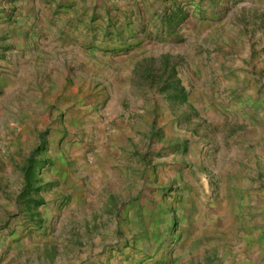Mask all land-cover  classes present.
I'll return each mask as SVG.
<instances>
[{"label": "rangeland", "instance_id": "1", "mask_svg": "<svg viewBox=\"0 0 264 264\" xmlns=\"http://www.w3.org/2000/svg\"><path fill=\"white\" fill-rule=\"evenodd\" d=\"M0 264H264V0H0Z\"/></svg>", "mask_w": 264, "mask_h": 264}, {"label": "crops", "instance_id": "2", "mask_svg": "<svg viewBox=\"0 0 264 264\" xmlns=\"http://www.w3.org/2000/svg\"><path fill=\"white\" fill-rule=\"evenodd\" d=\"M25 1V0H23ZM42 43V42H40ZM38 47L44 51H50L52 50V44H48L45 45L44 42L42 43V45H38ZM4 57V56H3ZM30 56L28 55L27 52H25L24 54H18L17 56H13L12 59L10 60V64L9 66H11L14 69V77H6V79H3L4 82V89L5 91H16L19 88H21L27 81L30 72H32V70H34L35 67V60L29 58ZM5 58V57H4ZM53 64L56 63H52V61L50 60V64L49 66H54ZM49 75L50 72L48 71ZM48 83L45 82V85H47ZM101 85L97 86V88L94 90L93 95L88 98V100H83L80 99V103H86V105L80 106L79 109L77 110V112H79V115L77 118H82L84 117L85 119V124L87 125L85 131L87 132L86 136H89V138H91L93 136V133H97L100 132L101 126L100 123L98 121V117L100 114V105L97 107V109H92L95 105V103L97 101H99L100 97H103V93L104 90L101 89ZM123 93V91H122ZM88 101V102H87ZM31 104H33L31 102ZM119 108V107H117ZM108 109H111L110 111H114L113 106L110 108V106L108 105ZM98 110V111H97ZM76 118V117H75ZM75 118H69L68 121L74 123V125L77 123ZM68 121L65 120V124H68ZM132 126H137V124L132 125V124H123L122 126L119 125L116 127V129L113 131L112 134H110L109 136H114L117 138H122L127 136L129 133L132 132L131 128ZM105 134V133H104ZM248 138H253V136H249ZM111 143V145L109 146V144ZM77 144V143H75ZM82 145H85L84 143H82ZM75 146V145H74ZM114 148L115 150H117L116 145H113L112 142H109V139H105L104 143H102V149L100 151H98V155L100 157H102V160L105 161L109 160L110 158V154L109 152H111ZM83 150V149H82ZM114 150V151H115ZM97 153H95L94 156H96ZM260 241V239H259Z\"/></svg>", "mask_w": 264, "mask_h": 264}]
</instances>
